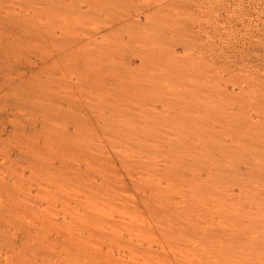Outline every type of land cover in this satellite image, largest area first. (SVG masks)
<instances>
[{
	"label": "rangeland",
	"instance_id": "rangeland-1",
	"mask_svg": "<svg viewBox=\"0 0 264 264\" xmlns=\"http://www.w3.org/2000/svg\"><path fill=\"white\" fill-rule=\"evenodd\" d=\"M0 264H264V0H0Z\"/></svg>",
	"mask_w": 264,
	"mask_h": 264
}]
</instances>
